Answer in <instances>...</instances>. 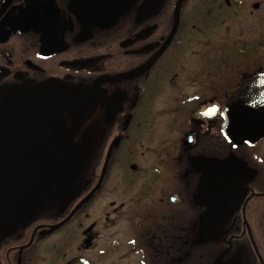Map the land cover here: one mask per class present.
<instances>
[{
	"label": "flooded vegetation",
	"instance_id": "flooded-vegetation-1",
	"mask_svg": "<svg viewBox=\"0 0 264 264\" xmlns=\"http://www.w3.org/2000/svg\"><path fill=\"white\" fill-rule=\"evenodd\" d=\"M246 3L0 0V140L16 122L30 180L0 264H55L77 231L67 264H264V135L223 128L264 73V44L218 27ZM98 196L101 230L82 221Z\"/></svg>",
	"mask_w": 264,
	"mask_h": 264
},
{
	"label": "water",
	"instance_id": "water-1",
	"mask_svg": "<svg viewBox=\"0 0 264 264\" xmlns=\"http://www.w3.org/2000/svg\"><path fill=\"white\" fill-rule=\"evenodd\" d=\"M145 67L121 77L133 76ZM216 109L209 107L203 114L210 117L211 112ZM224 114L223 128L235 142L264 135V73L257 74L238 86L227 102ZM24 143L18 124L8 121L3 139L0 140V231L30 188L29 177L22 167ZM209 162L213 163L212 160ZM86 243H89L88 240ZM81 261L92 264L87 258H82Z\"/></svg>",
	"mask_w": 264,
	"mask_h": 264
},
{
	"label": "rangeland",
	"instance_id": "rangeland-1",
	"mask_svg": "<svg viewBox=\"0 0 264 264\" xmlns=\"http://www.w3.org/2000/svg\"><path fill=\"white\" fill-rule=\"evenodd\" d=\"M245 2H247V5H243V10H242V15L239 16H234V17H230L229 19H225L223 21V23H220V25L218 26L220 28V33L223 34L225 33V29L229 28L231 33V36L235 37V42L238 43L239 42V37H241L242 35H245V37H250V39H254L253 41L249 40L250 43L253 44L254 48L255 46L263 43L264 44V40L261 41L262 37L257 36L260 32H264L263 30V20H264V16L262 18L258 17L256 14L260 13V10H255L254 14H250L249 11L252 10V2L258 1V0H243ZM199 27V25H196L195 28ZM264 36V35H263ZM261 41V42H260ZM257 48H259L257 46ZM252 50V54H254ZM262 54H264V47L263 48H259V51ZM101 203V198L98 196L96 197L94 204L91 209L90 212L82 219V221L84 223H91L93 221L98 222V230H101L100 227V223H99V204ZM77 229L79 230V228L77 227ZM67 234V229H63L60 232H56L55 233V244L59 243L60 241L62 242H66V236ZM81 234L77 231V234L74 235V237L71 240H67L68 243H66V250L67 253H69L68 256L66 257H62L59 258L58 262H56V260L58 258H55V264H67L69 256L75 251L76 246H78L79 242L81 241ZM102 241V234L99 235L98 241H97V247L92 251V253L90 252V254L93 255H97V253L99 252V248H100V244ZM55 256H56V252H55ZM94 259L92 262L93 264H101V260L98 258H93ZM114 261V260H113ZM45 264V262H44Z\"/></svg>",
	"mask_w": 264,
	"mask_h": 264
}]
</instances>
